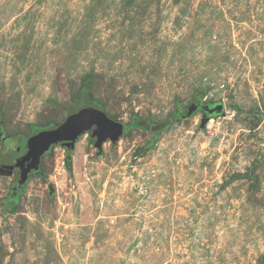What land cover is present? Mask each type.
Segmentation results:
<instances>
[{
	"label": "rangeland",
	"instance_id": "rangeland-1",
	"mask_svg": "<svg viewBox=\"0 0 264 264\" xmlns=\"http://www.w3.org/2000/svg\"><path fill=\"white\" fill-rule=\"evenodd\" d=\"M84 90L123 134L0 163V264H264V0H0V152Z\"/></svg>",
	"mask_w": 264,
	"mask_h": 264
},
{
	"label": "water",
	"instance_id": "water-1",
	"mask_svg": "<svg viewBox=\"0 0 264 264\" xmlns=\"http://www.w3.org/2000/svg\"><path fill=\"white\" fill-rule=\"evenodd\" d=\"M212 105V107H210ZM66 107L67 118L60 124L48 128L37 129L31 136L24 139L23 144L15 147L13 153L0 152V163L2 171L13 173L16 168L20 170L18 184L26 183L33 171H38L41 159L53 145L61 143L67 150H74L79 137L90 132L91 138L95 139V146L99 151L107 140L117 141L124 131V122L111 117L105 108L84 93L82 104H71ZM203 112L202 125L212 114L223 112V104L213 102L203 104L200 101L189 107L188 115L194 111ZM7 139V136H3ZM26 146V152L20 154L21 147ZM51 189L53 187L51 186Z\"/></svg>",
	"mask_w": 264,
	"mask_h": 264
},
{
	"label": "trees",
	"instance_id": "trees-1",
	"mask_svg": "<svg viewBox=\"0 0 264 264\" xmlns=\"http://www.w3.org/2000/svg\"><path fill=\"white\" fill-rule=\"evenodd\" d=\"M89 80V78L86 80V82ZM84 93H87L88 95L89 92L84 90L83 91V95ZM82 95V96H83ZM83 98V97H82ZM178 117V115H177ZM171 125V121L170 120H166V121H160V122H155L153 124H147L145 121L140 120L139 118H136L133 122H130L127 124V130H129L132 127H139V128H143L145 130L151 131L153 133V137L154 140L157 139V137L159 136V134L164 130V129H168ZM0 132H2V130H0ZM70 151L67 152L68 156V160L70 159ZM67 167L70 169L71 168V164L68 162Z\"/></svg>",
	"mask_w": 264,
	"mask_h": 264
},
{
	"label": "flooded vegetation",
	"instance_id": "flooded-vegetation-1",
	"mask_svg": "<svg viewBox=\"0 0 264 264\" xmlns=\"http://www.w3.org/2000/svg\"><path fill=\"white\" fill-rule=\"evenodd\" d=\"M210 107H212V105L210 106ZM7 139H8V137H7ZM6 139V140H7ZM12 145V143H10V145H8V146H6V150L4 151V152H10V153H13V150H14V148L11 146ZM26 146L25 147H23V149L21 150V151H19L20 152V154H23V153H25L26 152ZM15 172H16V175H17V178L15 179V181H14V185H13V188H11V191L13 192V194H14V190L16 191V189H17V187H18V180H19V177H20V170H19V168H16L15 169ZM31 174V173H30ZM15 186H17V187H15ZM19 191H17V193H18Z\"/></svg>",
	"mask_w": 264,
	"mask_h": 264
}]
</instances>
